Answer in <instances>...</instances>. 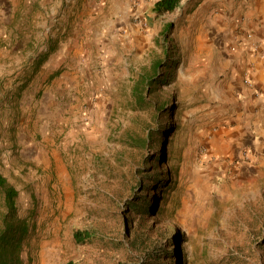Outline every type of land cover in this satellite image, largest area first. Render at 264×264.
Instances as JSON below:
<instances>
[{"label": "rangeland", "instance_id": "obj_1", "mask_svg": "<svg viewBox=\"0 0 264 264\" xmlns=\"http://www.w3.org/2000/svg\"><path fill=\"white\" fill-rule=\"evenodd\" d=\"M157 1L0 0V175L18 193L12 213L0 187V229L25 225L23 264H264V152L216 140L236 125L222 119L231 57L261 0H182L162 16ZM156 59L168 113L147 153L172 182L144 221L128 213L122 142L159 128L131 108ZM78 230L95 237L76 243Z\"/></svg>", "mask_w": 264, "mask_h": 264}, {"label": "trees", "instance_id": "obj_2", "mask_svg": "<svg viewBox=\"0 0 264 264\" xmlns=\"http://www.w3.org/2000/svg\"><path fill=\"white\" fill-rule=\"evenodd\" d=\"M181 2L182 0H159L154 3L152 11L157 16L169 14L180 7ZM171 28L172 24H166L162 35H168ZM167 67L165 60L156 59L150 69L139 72L131 91L132 110L138 113L139 117L148 113L153 123L159 128L154 129L146 137H143L137 130L129 132L122 142L125 148L131 150L134 157L131 169L122 178L124 188L129 189L134 195L133 200L128 204V213L141 215L144 221L158 214L159 204L154 201V197L157 192L163 195L162 187H167L172 182L170 169L167 168L165 172H157L160 162L162 167L167 165L165 156H151L147 153L155 144L161 142L164 133L161 121L168 112L164 111L166 102L161 99L160 92L165 79L161 73ZM137 126L141 127L139 123ZM168 134L169 132L167 136ZM164 175L167 177L166 182L162 180ZM0 187L5 190V205L9 211L15 213L18 193L15 189L6 187V180L1 175ZM157 198L158 200L162 199L161 196ZM26 230L23 223L14 224L3 218V227L0 229V264H23L20 252ZM94 237L95 235L90 230H78L74 233V240L79 244L92 240Z\"/></svg>", "mask_w": 264, "mask_h": 264}, {"label": "crops", "instance_id": "obj_3", "mask_svg": "<svg viewBox=\"0 0 264 264\" xmlns=\"http://www.w3.org/2000/svg\"><path fill=\"white\" fill-rule=\"evenodd\" d=\"M260 3V14L253 23L257 26L254 37L248 40V48L231 57V83L228 96H225L229 104L223 110L222 119L236 125L225 128L226 132L216 137L220 140L218 145L222 153L228 151L231 145H236L238 149L264 152V42L258 48L253 46L256 41H264V0ZM246 79L251 80L250 85L245 83ZM227 140L232 144H227ZM251 159L254 161L253 156ZM259 160L264 162L262 158Z\"/></svg>", "mask_w": 264, "mask_h": 264}, {"label": "built area", "instance_id": "obj_4", "mask_svg": "<svg viewBox=\"0 0 264 264\" xmlns=\"http://www.w3.org/2000/svg\"><path fill=\"white\" fill-rule=\"evenodd\" d=\"M260 43H261V42H255L253 46H254L255 48H258V47H260ZM245 83L248 84V85H250V84H251V80H250V79H246V80H245Z\"/></svg>", "mask_w": 264, "mask_h": 264}]
</instances>
